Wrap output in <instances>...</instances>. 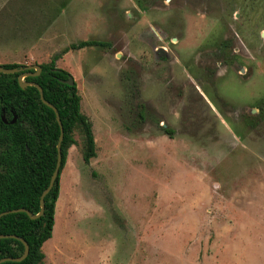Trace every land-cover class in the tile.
Wrapping results in <instances>:
<instances>
[{"label": "rangeland", "instance_id": "1", "mask_svg": "<svg viewBox=\"0 0 264 264\" xmlns=\"http://www.w3.org/2000/svg\"><path fill=\"white\" fill-rule=\"evenodd\" d=\"M53 59L95 156L41 264H264V0H0V65Z\"/></svg>", "mask_w": 264, "mask_h": 264}, {"label": "trees", "instance_id": "2", "mask_svg": "<svg viewBox=\"0 0 264 264\" xmlns=\"http://www.w3.org/2000/svg\"><path fill=\"white\" fill-rule=\"evenodd\" d=\"M110 46V43L85 40L71 43L69 49L86 46ZM6 68L22 66L18 63L1 64ZM37 76L24 77L42 88L43 98L58 111L63 128L61 166L52 189L44 197L43 213L32 219L25 212H11L0 217V258L18 257L23 252V238L29 247L28 255L19 262L0 264H41L45 254L42 246L52 236L55 223V204L59 194L60 174L66 162L67 150L75 145L74 129H80L85 139L82 159L88 163L95 156V142L88 117L80 110L81 97L76 84L68 85L70 73L57 67L54 59L42 63ZM33 71V70H30ZM19 73H0V213L24 208L36 214L39 198L48 186L57 160L60 129L53 109L45 105L33 85L21 88ZM15 117V121L12 122ZM165 132L172 136V130ZM8 235H15L10 237Z\"/></svg>", "mask_w": 264, "mask_h": 264}, {"label": "water", "instance_id": "3", "mask_svg": "<svg viewBox=\"0 0 264 264\" xmlns=\"http://www.w3.org/2000/svg\"><path fill=\"white\" fill-rule=\"evenodd\" d=\"M161 50L162 49H160V51ZM30 70H33V71H30ZM40 72H41L40 64L22 65V66L13 67V68H6V67H3L2 65H0V73H5V74L19 73L18 77H17V81H18L19 85L21 86V88H25L27 85H33L37 88V90L39 91V95H40L42 102L45 105H47L53 109L55 116H56V121H57V123L59 125V129H60L59 140L57 143L58 153H57L56 164H55L54 170L51 174L48 186L43 190V192L40 195L38 213L31 214V212H29L28 210H26L24 208H17V209H11V210L1 212L0 217L4 214L11 213V212H25L32 219L39 217L43 213V210H44V197L52 189V187L55 183V180H56L57 176L59 175V170H60V166H61V141L63 139V128H62V124L60 121L58 111L54 105H52L51 103H49L48 101H46L43 98L42 88L38 84H36L34 82H25L24 81V77H26V76H37L40 74ZM61 81L63 83L68 84V85H72L75 83L72 76H69L66 80H61ZM14 121H15V117L13 118L12 122H14ZM6 236L7 235H1L0 234V237H2V238L6 237ZM8 236L15 237V238L17 237L15 235H8ZM19 240L22 242L23 247H24L22 254L18 257H2V258H0V263L5 262V261L19 262V261L23 260L28 255L29 247H28L27 242L23 238H19Z\"/></svg>", "mask_w": 264, "mask_h": 264}]
</instances>
